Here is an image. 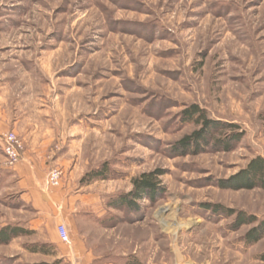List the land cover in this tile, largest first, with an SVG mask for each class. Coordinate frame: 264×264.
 <instances>
[{
	"label": "rangeland",
	"instance_id": "rangeland-1",
	"mask_svg": "<svg viewBox=\"0 0 264 264\" xmlns=\"http://www.w3.org/2000/svg\"><path fill=\"white\" fill-rule=\"evenodd\" d=\"M193 106L224 124L214 139L240 141L181 153L201 128L185 119ZM9 132L19 162L35 148L46 177L62 171L58 187L45 177L49 202L67 182L84 196L71 239L93 264H264V239L247 246L250 227L234 228L240 212L264 218V191L220 187L264 159V0H0V139ZM15 166L0 147V232L28 231L0 241V264H70L59 251L72 246L51 242L62 221L21 198ZM95 169L105 178L81 185ZM143 174L156 194L113 208Z\"/></svg>",
	"mask_w": 264,
	"mask_h": 264
},
{
	"label": "trees",
	"instance_id": "trees-1",
	"mask_svg": "<svg viewBox=\"0 0 264 264\" xmlns=\"http://www.w3.org/2000/svg\"><path fill=\"white\" fill-rule=\"evenodd\" d=\"M186 113H188L189 116H185V119L200 124L201 128L193 132L191 135L186 136L178 143V148L181 153H189L190 150L198 153L199 150L203 149L202 144L204 146H214L228 152L231 150L232 144L239 142L241 139L240 134L234 132L231 133L227 139H214L216 134L223 129L224 124L205 118L204 112L199 110L196 106H193ZM227 127L232 128L233 130L237 129V126L234 124ZM152 177L153 174H143L140 178L135 179L133 181V190L128 196L121 197L117 204H114L112 207L116 209L136 210V201L138 199L143 196L151 197L156 194L157 188L153 183ZM104 178V169H95L82 176L79 183L81 185H84L85 183L90 184L96 180H102ZM220 187L231 190L260 189L264 191V159L261 157L253 158L238 175L233 177L227 183L221 182ZM215 208L218 209L217 206ZM217 209H214V211ZM243 226L250 227L243 238L245 245L251 246L264 239V218L259 219L254 215H247L240 212L235 218L234 228L238 229ZM17 231L18 230L14 228L3 229L0 232V241L7 242L15 236L28 233V231H24L23 229H20L19 232ZM41 249L42 251H45L43 248ZM36 251L37 250H34L33 252ZM261 260L264 261V256ZM61 263L62 260H57L53 264ZM126 264H137V262H127Z\"/></svg>",
	"mask_w": 264,
	"mask_h": 264
},
{
	"label": "crops",
	"instance_id": "crops-1",
	"mask_svg": "<svg viewBox=\"0 0 264 264\" xmlns=\"http://www.w3.org/2000/svg\"><path fill=\"white\" fill-rule=\"evenodd\" d=\"M48 168L49 166L47 167L46 164L45 152L35 148L26 149L22 160L17 163L13 169L14 177L18 179L19 185L21 187L26 186L25 193L22 194L21 198L30 204L34 210L38 211V214L40 215L45 208H49L50 210L48 209V214H50L52 218H56L57 221H62L60 224L66 226L70 237L69 244L60 242L56 231L57 227L56 229L52 228L51 230V242L56 244L57 248L72 246V248L69 247L70 252L68 251V253H65L62 250H60L61 252L59 251L61 259H67L70 264H93V260L90 256H88V254H81L80 247L75 243L73 244L71 239V234L73 235L71 219L74 218L78 223V226L83 222V216L79 213L81 211L80 205L84 201V196H82L79 191H74L70 182H67L63 185L62 192L53 194V200L52 202H49L46 193H44V180ZM55 204L59 206L58 209ZM43 205L45 206L43 207ZM61 209H63V212L60 216L59 212ZM84 250L85 253L88 252L86 249Z\"/></svg>",
	"mask_w": 264,
	"mask_h": 264
},
{
	"label": "built area",
	"instance_id": "built-area-1",
	"mask_svg": "<svg viewBox=\"0 0 264 264\" xmlns=\"http://www.w3.org/2000/svg\"><path fill=\"white\" fill-rule=\"evenodd\" d=\"M0 147L5 157L6 165L15 166L21 159V152L23 150V146L16 134L9 132L3 135L0 139ZM62 175L61 170L56 168L51 169L46 177L47 184L51 187H58ZM56 231L60 242L64 244L70 243V237L64 224H59Z\"/></svg>",
	"mask_w": 264,
	"mask_h": 264
}]
</instances>
